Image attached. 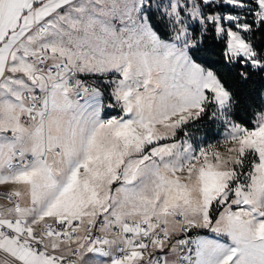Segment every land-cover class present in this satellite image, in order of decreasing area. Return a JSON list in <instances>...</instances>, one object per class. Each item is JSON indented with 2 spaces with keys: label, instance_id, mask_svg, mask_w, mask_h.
<instances>
[{
  "label": "snow or ice",
  "instance_id": "6c2138e0",
  "mask_svg": "<svg viewBox=\"0 0 264 264\" xmlns=\"http://www.w3.org/2000/svg\"><path fill=\"white\" fill-rule=\"evenodd\" d=\"M262 38L264 0H0V264H264Z\"/></svg>",
  "mask_w": 264,
  "mask_h": 264
},
{
  "label": "trees",
  "instance_id": "16d2710c",
  "mask_svg": "<svg viewBox=\"0 0 264 264\" xmlns=\"http://www.w3.org/2000/svg\"><path fill=\"white\" fill-rule=\"evenodd\" d=\"M257 43L264 45V38L258 40ZM218 50V43L210 36L208 39V50L205 54V58L209 63H215L218 60L215 54ZM233 86L237 89L242 98H246V103L242 104L237 109L239 117L246 120L249 118L247 102H252L253 106H255V104L261 102V98L264 97V74H255L246 82H234ZM220 129L219 125L210 121H204L198 128L194 129V134L197 138L204 135L205 139L213 142L218 138Z\"/></svg>",
  "mask_w": 264,
  "mask_h": 264
},
{
  "label": "rangeland",
  "instance_id": "374dc122",
  "mask_svg": "<svg viewBox=\"0 0 264 264\" xmlns=\"http://www.w3.org/2000/svg\"><path fill=\"white\" fill-rule=\"evenodd\" d=\"M199 138H203V142L205 141V142H210V140H208V139H205V137H204V135H201ZM219 139H222V129H220V131H219V136H218V138L216 139V140H219ZM215 140V141H216ZM215 141H213V142H215ZM198 142H200V141H198ZM3 190V189H2Z\"/></svg>",
  "mask_w": 264,
  "mask_h": 264
},
{
  "label": "crops",
  "instance_id": "0c3cea01",
  "mask_svg": "<svg viewBox=\"0 0 264 264\" xmlns=\"http://www.w3.org/2000/svg\"><path fill=\"white\" fill-rule=\"evenodd\" d=\"M0 189H3V190H5V189H4V186H0Z\"/></svg>",
  "mask_w": 264,
  "mask_h": 264
},
{
  "label": "built area",
  "instance_id": "2783aa9c",
  "mask_svg": "<svg viewBox=\"0 0 264 264\" xmlns=\"http://www.w3.org/2000/svg\"><path fill=\"white\" fill-rule=\"evenodd\" d=\"M4 190L0 189V192H3Z\"/></svg>",
  "mask_w": 264,
  "mask_h": 264
}]
</instances>
